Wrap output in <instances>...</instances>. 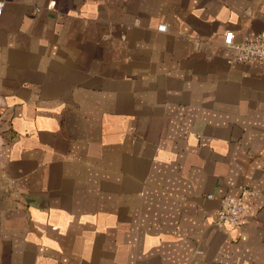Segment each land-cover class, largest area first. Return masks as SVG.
<instances>
[{
	"label": "crops",
	"instance_id": "0c3cea01",
	"mask_svg": "<svg viewBox=\"0 0 264 264\" xmlns=\"http://www.w3.org/2000/svg\"><path fill=\"white\" fill-rule=\"evenodd\" d=\"M3 1L0 264H264V0Z\"/></svg>",
	"mask_w": 264,
	"mask_h": 264
},
{
	"label": "built area",
	"instance_id": "2783aa9c",
	"mask_svg": "<svg viewBox=\"0 0 264 264\" xmlns=\"http://www.w3.org/2000/svg\"><path fill=\"white\" fill-rule=\"evenodd\" d=\"M5 2L0 0V15L3 13ZM159 31H164L165 26L160 25ZM222 45L227 51L228 63H247L264 65V34L245 36L238 42L233 41L232 32H226ZM0 113V120H2ZM251 190L240 187V195L237 197H219L220 206L214 219L215 226L221 229L238 228L242 225V216L245 212L243 198L251 195ZM213 198L212 195H208Z\"/></svg>",
	"mask_w": 264,
	"mask_h": 264
}]
</instances>
